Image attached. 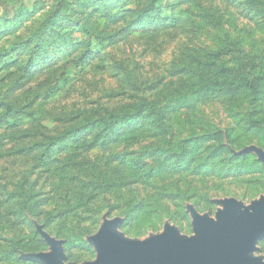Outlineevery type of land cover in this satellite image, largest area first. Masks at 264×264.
I'll return each instance as SVG.
<instances>
[{
  "label": "rangeland",
  "instance_id": "374dc122",
  "mask_svg": "<svg viewBox=\"0 0 264 264\" xmlns=\"http://www.w3.org/2000/svg\"><path fill=\"white\" fill-rule=\"evenodd\" d=\"M255 2L0 0V264H38L22 254L50 250L39 227L81 264L105 217L191 236L189 205L264 196V164L241 154L264 150Z\"/></svg>",
  "mask_w": 264,
  "mask_h": 264
},
{
  "label": "water",
  "instance_id": "95a60500",
  "mask_svg": "<svg viewBox=\"0 0 264 264\" xmlns=\"http://www.w3.org/2000/svg\"><path fill=\"white\" fill-rule=\"evenodd\" d=\"M255 153L264 164V150L251 146L241 154ZM221 207L215 217L201 214L188 206L193 234H183L167 222L164 231L146 239L131 238L120 230L121 218L105 217L99 231L88 237L96 258L81 264H264L257 255L264 240V196L251 205L235 198L217 201ZM39 233L50 250L23 253L22 259L38 264L66 263L63 241L39 227Z\"/></svg>",
  "mask_w": 264,
  "mask_h": 264
},
{
  "label": "trees",
  "instance_id": "16d2710c",
  "mask_svg": "<svg viewBox=\"0 0 264 264\" xmlns=\"http://www.w3.org/2000/svg\"><path fill=\"white\" fill-rule=\"evenodd\" d=\"M253 4H256L257 2H255V0H250ZM257 5V4H256ZM136 23H139V25H142L144 22L142 21V20H140V21H138V22H136ZM215 54L213 53L211 56H214ZM188 68L189 67H186V68H184L183 70H188ZM256 82V81H255ZM255 84L256 83H254L253 85H250V87H251V89L253 88L254 89V87H255ZM257 86V85H256ZM247 87H248V84H247ZM86 130V126L83 124V123H81L78 127H76L72 132H69V134H71V133H78V132H83V131H85ZM67 132V131H66ZM66 132L64 133V134H66Z\"/></svg>",
  "mask_w": 264,
  "mask_h": 264
}]
</instances>
